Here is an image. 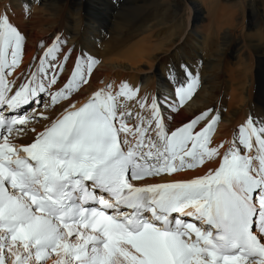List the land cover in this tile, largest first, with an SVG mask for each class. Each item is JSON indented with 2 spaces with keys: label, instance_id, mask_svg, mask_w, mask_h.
Here are the masks:
<instances>
[{
  "label": "snow or ice",
  "instance_id": "snow-or-ice-1",
  "mask_svg": "<svg viewBox=\"0 0 264 264\" xmlns=\"http://www.w3.org/2000/svg\"><path fill=\"white\" fill-rule=\"evenodd\" d=\"M25 46L18 26L0 16V264H47L53 256V264H264V121L250 117L216 169L136 186L220 158L223 144L211 147L219 117L204 112L169 131L154 101L133 128L119 101L137 92L108 86L17 148L9 137L32 117L3 112L41 104L42 94L53 104L68 99L98 64L82 54L52 93L64 70L57 38L13 90L7 77ZM198 84L192 76L176 89L181 106Z\"/></svg>",
  "mask_w": 264,
  "mask_h": 264
},
{
  "label": "bare ground",
  "instance_id": "bare-ground-1",
  "mask_svg": "<svg viewBox=\"0 0 264 264\" xmlns=\"http://www.w3.org/2000/svg\"><path fill=\"white\" fill-rule=\"evenodd\" d=\"M1 1L0 16L7 14L26 36L22 62L35 60L39 63L37 57L43 58L57 38L60 43L58 60L65 65V73L73 70L82 54L98 61L87 84L72 100L53 111H37L42 120L36 126L27 124L26 131L14 133L10 141L16 147L34 142L66 106L82 104L96 91L108 86L113 93L118 92L122 84H128L137 92L134 99L121 98L119 101L121 105L126 104L125 111L131 112L136 121L138 116L150 115V106L162 86L169 87L172 93L161 106V110L167 112L165 121L169 130H175L204 112H210V119L219 117L211 147L223 144L220 158L206 161V165L195 171L149 180L148 184L191 179L216 169L236 139V127L244 125L250 117L255 122L264 121V22L262 26L255 21L249 24V30L255 31V39L244 32L237 34L239 28L245 27L247 2H252L248 10L257 9L260 14L264 13V0H238L235 6L234 0H225V7L221 0ZM190 9L197 24H192L191 29L185 20ZM252 16L256 18L254 12ZM260 17L263 21L264 14ZM239 19L240 24L237 23ZM205 21L208 27L203 24ZM211 29L213 31L209 32ZM48 32L54 36L44 40ZM192 36L201 41L204 36L211 37L215 41L214 45H209L212 55L205 57L203 49L207 46L199 47V42H190ZM101 41L104 44L99 52L97 47ZM186 44L193 48L182 55ZM254 57L257 69L249 65ZM192 76L198 77V87L179 108L176 89L186 86ZM142 101L147 107H140ZM54 258L47 264H53Z\"/></svg>",
  "mask_w": 264,
  "mask_h": 264
},
{
  "label": "rangeland",
  "instance_id": "rangeland-1",
  "mask_svg": "<svg viewBox=\"0 0 264 264\" xmlns=\"http://www.w3.org/2000/svg\"><path fill=\"white\" fill-rule=\"evenodd\" d=\"M2 3L4 2V0H2L1 1ZM238 2V0H234L233 1V5L235 6L236 5V3ZM221 3L223 4V6L225 7V0H221ZM252 3V2H251ZM251 3L250 2H247V7H246V11H245V18H244V20H245V22L243 23V24H245V27L242 29V28H239V31H237L238 33L237 34H242L243 32V34L244 35H250V36H253L254 37V39H255V36H254V34H255V31H250L249 30V24H251V23H253L254 21L255 22H258L261 26H262V24H263V22H264V19H263V21H262V19H261V15L262 14H264V13H257V9L256 10H254V11H251V10H248L249 9V7H250V5H251ZM258 4V6L261 8V10H263V6H261V4L260 3H257ZM263 4V3H262ZM212 8V5L210 6V9ZM190 12L189 13H186V15H185V20L187 21V23H188V26L190 27V29L192 28V24H195V25H197L195 22H194V13H193V11L190 9L189 10ZM264 11V10H263ZM252 12H254V14H255V19L253 18V16H252ZM240 22H241V20L239 19V21L237 20V23H239L240 24ZM203 24H205L207 27L209 26V24L205 21V23H203ZM203 24H201V25H203ZM200 26V25H199ZM188 27V28H189ZM239 27H241V26H239ZM188 31H190V30H188ZM213 30L211 29V30H209V32H212ZM235 34H236V32H235ZM46 36H48V37H44V40H46V39H48L49 40V38H52L53 36H54V34L53 33H51V32H48V34H46ZM205 37V39L203 40V41H201L200 40V38H195V37H191V38H189L190 39V42H199V47H201V46H203V45H206L207 46V48L205 49H203V53H204V56L205 57H209V56H211L212 55V51H211V49L209 48V45L210 44H215V41L211 38V37H206V36H204ZM211 38V39H210ZM210 40H211V42H210ZM103 41H106V40H103ZM103 41H101V42H99V44H98V46L99 47H97L98 48V51L100 52L101 50L99 49L100 47H101V49H102V45L104 44V42ZM206 44H205V43ZM192 44V43H191ZM191 44H186L185 45V48H183V53H182V55L184 54V53H187L188 51H190L191 52V49L193 48L192 47V45ZM183 47V46H182ZM189 53V52H188ZM206 53V54H205ZM172 55V54H171ZM170 55V56H171ZM169 56V58H172V57H170ZM255 58V57H254ZM177 59H178V57H177ZM257 59L255 58L254 60L252 59H250V61H249V65H250V67H256V69L258 68L257 67V65H256V61ZM175 61V60H174ZM174 61H172V60H169V62L170 63H172V62H174ZM176 62V61H175ZM255 63V64H254ZM149 71V70H148ZM103 82H105V81H103ZM161 90H163V92L164 93H167L168 92V89L167 88H165V87H160V89L158 88V91H160V92H158L159 93V96L160 97H162L163 98V92H161ZM158 96V97H159ZM167 97V98H166ZM166 97H164L165 98V101L166 100H168L170 97H172V93H171V91H170V93L169 94H167V96ZM164 101L162 100V103H163ZM162 103H161V106H162ZM226 109V108H225ZM40 111H46V110H43V109H39ZM38 110V111H39ZM46 112H48V111H46ZM163 112H165V111H163ZM259 112V111H258ZM165 114H166V116H167V112H165ZM36 115H38V117H39V114H38V112H36ZM42 119H40L39 121H37L35 124H29V125H31V126H33V125H37L40 121H41ZM241 126H238V127H236V129H235V138H237L236 136H238L237 135V133H238V129L240 128ZM25 129H27L25 126L23 127V129L22 130H20L19 131V133L20 132H24V131H26ZM31 131V130H30ZM28 132V131H27ZM14 136V135H13ZM218 159V158H217ZM217 159H215V160H217ZM206 165V164H205ZM48 262V261H47Z\"/></svg>",
  "mask_w": 264,
  "mask_h": 264
}]
</instances>
